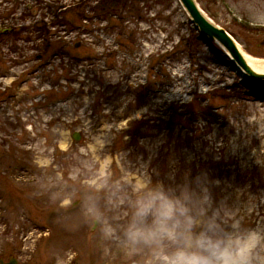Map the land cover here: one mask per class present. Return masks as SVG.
I'll return each mask as SVG.
<instances>
[{"label": "rangeland", "instance_id": "obj_1", "mask_svg": "<svg viewBox=\"0 0 264 264\" xmlns=\"http://www.w3.org/2000/svg\"><path fill=\"white\" fill-rule=\"evenodd\" d=\"M195 1L264 60V0ZM102 2L0 0V261L129 264L106 254L85 208L119 224L116 183L148 177H203L225 212L264 231V80L177 0Z\"/></svg>", "mask_w": 264, "mask_h": 264}, {"label": "clouds", "instance_id": "obj_2", "mask_svg": "<svg viewBox=\"0 0 264 264\" xmlns=\"http://www.w3.org/2000/svg\"><path fill=\"white\" fill-rule=\"evenodd\" d=\"M119 224L105 209L86 206L113 259L129 264H264V231L245 226L214 202L207 180L165 184L150 177L142 188L117 182Z\"/></svg>", "mask_w": 264, "mask_h": 264}, {"label": "water", "instance_id": "obj_3", "mask_svg": "<svg viewBox=\"0 0 264 264\" xmlns=\"http://www.w3.org/2000/svg\"><path fill=\"white\" fill-rule=\"evenodd\" d=\"M183 9L188 14L190 21L198 30L200 35L209 42H216L219 44L230 57L231 61L236 65L240 72L246 77L261 81L264 80V73H256L245 62L242 54L238 50L232 38L220 27L214 25L199 9L195 0H178ZM74 140H78V136H73ZM0 264L2 261H0ZM5 264H16V261L11 259Z\"/></svg>", "mask_w": 264, "mask_h": 264}, {"label": "bare ground", "instance_id": "obj_4", "mask_svg": "<svg viewBox=\"0 0 264 264\" xmlns=\"http://www.w3.org/2000/svg\"><path fill=\"white\" fill-rule=\"evenodd\" d=\"M242 56L247 63V65L256 73H264V60H257L253 57L245 55L242 53Z\"/></svg>", "mask_w": 264, "mask_h": 264}, {"label": "trees", "instance_id": "obj_5", "mask_svg": "<svg viewBox=\"0 0 264 264\" xmlns=\"http://www.w3.org/2000/svg\"><path fill=\"white\" fill-rule=\"evenodd\" d=\"M104 5V8H110V9H114V8H119L121 6L125 5V0H104V2H102V6ZM108 5V6H106Z\"/></svg>", "mask_w": 264, "mask_h": 264}]
</instances>
